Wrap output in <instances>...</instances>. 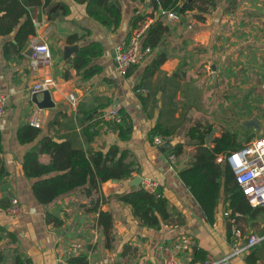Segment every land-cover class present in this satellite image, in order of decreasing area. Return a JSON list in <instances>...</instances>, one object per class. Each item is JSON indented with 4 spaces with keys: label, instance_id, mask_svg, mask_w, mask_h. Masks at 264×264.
Wrapping results in <instances>:
<instances>
[{
    "label": "crops",
    "instance_id": "1",
    "mask_svg": "<svg viewBox=\"0 0 264 264\" xmlns=\"http://www.w3.org/2000/svg\"><path fill=\"white\" fill-rule=\"evenodd\" d=\"M113 2L120 12L114 32L87 17L84 5L71 0L47 4L41 0L39 6L28 8L34 34L25 48L44 43L50 53V65L33 73L28 69L29 58L22 55L25 48L21 57L9 52L5 58L2 46L12 43V36L0 37V93L5 98L0 162L6 173L0 180V192L9 200L15 198L23 209L15 218L0 209V264H14L16 257L28 264H55L57 258L67 260L80 254L86 256L87 264H154L155 246L177 239L190 247L182 252L183 264H200L205 254L219 259L229 253L222 198L212 224H207L177 174L187 167L194 152L195 142L184 138L191 125L211 126L208 147L223 132L235 134L241 145L264 135V0H215L208 13L201 15L202 20L195 19V11L176 15L173 21L163 17L166 32L159 44L122 77L114 71L116 48L125 42L133 19L152 17L154 22L158 10L151 9L149 0ZM69 36L77 40L68 43ZM92 42L101 46L100 57L92 61L101 71L83 80L69 63L74 53L64 60L63 48L75 45L78 49ZM158 55L164 61L136 91L144 68ZM45 74L55 82L48 91L53 107L39 110L30 101V88ZM113 108L130 124L128 139L120 141L104 125H95L97 135L87 142L82 129L96 121V114ZM32 116L39 124V135L33 142L19 145L16 130L29 125ZM154 126L173 132L170 137L159 135L164 140L158 146L147 139ZM42 138L68 140L84 152L105 153L115 147L126 154L124 162L132 163L136 171L126 181H106L90 194L86 187L76 189L42 206L31 194L33 180L26 179L20 169L23 154L37 148ZM178 143L182 152L173 156L169 149ZM170 155L174 157L172 165ZM38 161L47 164L49 158L42 154ZM136 177L158 182L173 224L180 222L179 226L146 228L127 205L115 199L141 187L130 184ZM96 198L103 201L98 209L111 216L108 244L97 227L96 213L89 212ZM45 214L59 225L46 223ZM236 222L244 233L264 236L263 219L255 228L247 218L237 217ZM228 264H264L263 241L246 255L229 259Z\"/></svg>",
    "mask_w": 264,
    "mask_h": 264
},
{
    "label": "trees",
    "instance_id": "2",
    "mask_svg": "<svg viewBox=\"0 0 264 264\" xmlns=\"http://www.w3.org/2000/svg\"><path fill=\"white\" fill-rule=\"evenodd\" d=\"M41 0H0V37L12 36V43L7 42L2 46V54L5 58L8 53H14L20 56L25 48L26 41L34 34V27L28 15V8L37 7ZM50 0H42L47 4ZM77 4L84 5V11L87 17L96 21L99 25L105 27L110 32H114L119 27L120 12L118 6L113 0H71ZM151 9L154 11H171L175 15L184 12L195 11L194 16L197 20H202L201 15L207 14L214 6L215 0H149ZM66 13V9L63 10ZM143 18H136L132 21V29L137 25L135 23ZM163 16L154 20L146 30L142 40L141 47H148L150 50L156 48L162 36L166 32L163 25ZM137 22V23H138ZM128 37V36H127ZM127 39V38H126ZM125 39V41H126ZM77 40L76 36L67 37V42L72 43ZM102 51L100 44L96 42L87 43L80 46L69 60L71 67L81 73L83 80H88L98 75L100 67L92 65V61L100 57ZM21 57V56H20ZM164 61V57L158 55L142 73V80L136 86L139 91L146 81ZM129 68L125 74L128 75ZM103 112L96 114V121L82 129V135L86 136V141H90L97 131L95 125H104L106 130L116 133L120 141H125L130 135V124L122 114L117 110L119 123L113 121H104L100 118ZM191 125L186 128L184 138L189 142H195V148L188 165L181 170L177 176L183 187L191 195L203 218L207 224H212L214 211L221 197V204L224 210H228V218H247V222L252 227L258 226V220L263 219L264 208L251 207L245 201L241 191L233 181V176L228 166L216 162L218 157H223L242 147L237 141L235 134L228 132L221 133L218 137L210 141V147L204 145V139L209 134L211 126L206 124L202 126ZM37 128L30 125L21 126L16 130L15 140L19 145H26L33 142L39 135ZM173 132H168L154 126L147 133L148 141H152L156 136L162 135L170 137ZM1 152V138H0ZM173 156H178L182 152V144L178 143L169 149ZM47 155L49 161L47 164H41L38 161L39 155ZM125 153H118L115 147H111L105 153L102 152H84L81 149L72 147L70 141L53 142L49 138H42L38 141V147L26 151L20 162V169L26 179H32L31 194L34 200L47 206L57 198L64 196L76 189L86 187L88 194L96 192L99 185L109 180L126 181L133 175L136 168L132 163H126ZM54 174L51 177H47ZM6 175L0 162V180ZM115 199L131 209V213L140 225L158 230L161 226L175 225L167 210V202L162 196L159 188L154 192L148 193L141 187L119 194ZM4 201V205L2 202ZM9 204V199L1 197L0 209H5ZM6 206V207H5ZM99 199L96 198L91 203L89 212H95L97 215V227L104 235L105 242H109L111 231V216L107 212L98 209ZM45 222L58 226L59 222L50 214H45ZM227 218V217H226ZM245 220V219H244ZM237 223V222H236ZM238 225V224H236ZM264 226V225H263ZM238 227V226H237ZM226 235L230 243V225L226 226ZM264 243V239L262 240ZM254 248V247H253ZM204 256L200 261H203ZM249 259V258H248ZM69 264H87L86 256L83 254L66 260ZM14 264L23 263L18 257Z\"/></svg>",
    "mask_w": 264,
    "mask_h": 264
},
{
    "label": "built area",
    "instance_id": "3",
    "mask_svg": "<svg viewBox=\"0 0 264 264\" xmlns=\"http://www.w3.org/2000/svg\"><path fill=\"white\" fill-rule=\"evenodd\" d=\"M163 16L167 20H176L177 16L171 11H158V17ZM153 23L152 17L143 18L137 25L131 29L126 41L116 48L113 64L114 71L118 76H125L127 70L133 66L140 64L145 55L151 50L148 47H141V40ZM31 55L28 59V69L33 73L40 67L50 65V53L44 43H34L31 45ZM55 86L54 80L50 75L45 74L38 79L30 88L31 94H40L43 91H49ZM72 100V97H70ZM5 111V98L0 93V118ZM104 121H113L119 123L117 109H109L104 112L101 117ZM33 128H38L39 124L36 117L32 116L28 121ZM164 140L158 136L153 139V145L158 146ZM174 157L168 156V162L173 164ZM217 163L228 166L232 173L233 181L244 196L245 201L251 207L264 208V135H260L249 143L234 152L216 159ZM141 188L152 193L158 188V182L155 179L143 178L140 182ZM0 192V199H1ZM103 205V201H99V206ZM5 214L10 218H15L23 213V209L15 198L9 200L8 206L4 209ZM229 211L223 212V216L227 217L226 223L230 225V243L229 253L219 259L211 257L209 254L204 255V259L200 264H228L229 259L242 257L248 253L250 249L258 245L264 236H259L253 232L244 233L236 227V220L228 218ZM189 245L183 240H175L173 242H162L155 246L153 250L154 264H183L182 252L189 250ZM55 264H69L66 259L57 258Z\"/></svg>",
    "mask_w": 264,
    "mask_h": 264
},
{
    "label": "water",
    "instance_id": "4",
    "mask_svg": "<svg viewBox=\"0 0 264 264\" xmlns=\"http://www.w3.org/2000/svg\"><path fill=\"white\" fill-rule=\"evenodd\" d=\"M188 1H190V0H188ZM31 51H32V49H31V45H29V46H27V47L25 48V50L23 51L22 55L25 56V57H27V58H29L30 55H31ZM76 51H77V48H76L75 45H69V46L64 47V48H63V55H64L63 58H64V60H66V58H67L69 55H71L72 53H74V52H76ZM40 95H41V99H40V100H37V94H31V98H30L31 100H30V101L33 103V105H34L37 109H39V110L52 108V107H53V104H52V102L50 101V96H49L48 91H43V92L40 93ZM251 122H252L251 125H254L255 120H252ZM249 123H250V122H249ZM254 126H255V125H254ZM212 134H213V130H211V131L209 132V134H208V135L205 137V139H204V145H205L206 147H208V142H209V140H210ZM111 181H112V182H117V180H111ZM140 182H141V178L136 177V178H134V179L130 182V184H133V185H139Z\"/></svg>",
    "mask_w": 264,
    "mask_h": 264
},
{
    "label": "rangeland",
    "instance_id": "5",
    "mask_svg": "<svg viewBox=\"0 0 264 264\" xmlns=\"http://www.w3.org/2000/svg\"><path fill=\"white\" fill-rule=\"evenodd\" d=\"M170 21H173V20H170Z\"/></svg>",
    "mask_w": 264,
    "mask_h": 264
}]
</instances>
